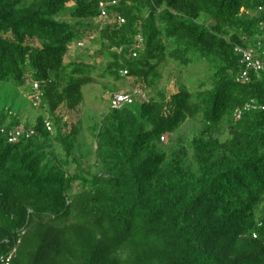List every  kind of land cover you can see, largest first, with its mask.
Listing matches in <instances>:
<instances>
[{"label": "trees", "instance_id": "trees-1", "mask_svg": "<svg viewBox=\"0 0 264 264\" xmlns=\"http://www.w3.org/2000/svg\"><path fill=\"white\" fill-rule=\"evenodd\" d=\"M101 1L116 5L95 24ZM236 49L264 64V0H0V90L29 89L40 112L34 134L9 143L20 119L0 109V255L264 264V71L242 81ZM170 63L181 75L197 67L194 87L180 78L172 94L157 90ZM100 79L113 85L90 128L92 170L62 110L76 111ZM126 80L145 99L111 109ZM189 121L199 136L177 137Z\"/></svg>", "mask_w": 264, "mask_h": 264}, {"label": "rangeland", "instance_id": "rangeland-1", "mask_svg": "<svg viewBox=\"0 0 264 264\" xmlns=\"http://www.w3.org/2000/svg\"><path fill=\"white\" fill-rule=\"evenodd\" d=\"M66 19L71 22L69 18L66 17ZM93 44L94 42L92 43V47L89 45L88 48L89 50L92 48L91 51H93ZM74 50L75 47L73 46L71 52L74 53ZM91 51L88 54H92ZM82 54H84V56L88 55L85 51ZM78 60L85 59H82V57L80 56ZM161 73L162 78L159 82L157 90H165L168 94H172L175 91L174 85L180 78H182V82L184 84H187L189 87H194L193 85L198 81V79H191L194 74L198 73L197 67H192L189 71L185 72L184 75H181L180 70L176 68L175 65L170 63L164 66ZM98 74L99 72L96 73V75ZM115 84L117 86V92L119 93H126L131 91V87L127 84V80L123 83ZM112 85L113 80L100 79L98 85L89 86L83 89L84 101L76 111L67 112L65 110H62L64 121L69 125V130L72 126L77 125V128L79 130V134L77 136V149L79 148L78 150L85 156L84 162L87 165L86 168L91 167L92 170H95L93 166L96 162V159L94 154V141L91 135L90 128L94 124H99L102 115H104L109 109V97L112 93L108 91V89ZM2 107L6 111L8 110V108L10 109V107H12V113H14L16 118L20 119V127L30 126V129H32V127L35 126L37 118L40 115V112L33 106V97L31 96L29 89L24 90L3 86L0 90V109ZM200 131V124L195 123L194 121H189L181 126L176 136H181L184 138V140L192 139L196 136H199ZM216 137L222 141H225L228 138V135L226 132H224L221 135H217ZM161 143L163 145H160V147L165 150V147H168L170 145L171 139L165 137V139L161 141ZM57 151L59 153V150ZM79 190L80 188L75 185L74 193ZM258 214H261L260 210L258 211Z\"/></svg>", "mask_w": 264, "mask_h": 264}, {"label": "built area", "instance_id": "built-area-1", "mask_svg": "<svg viewBox=\"0 0 264 264\" xmlns=\"http://www.w3.org/2000/svg\"><path fill=\"white\" fill-rule=\"evenodd\" d=\"M111 5H115V2H112ZM100 16L99 19L101 21H107V12H106V6L104 3H100ZM117 23L120 25L123 23L122 19H118ZM236 52L239 53L242 57V62L245 65V72L241 76L242 81L248 80V73L249 71H253L255 73L264 71V64L260 61H255L252 57V53L250 51H243L236 49ZM123 77H127V73H122ZM34 88L37 89V84L34 85ZM136 98L145 99V96H143L140 92H133V94L128 93H118L112 96L110 100V108L114 110L121 109L124 106L131 105ZM249 106L245 108V110H248ZM252 109H255L252 107ZM241 116V112L237 111L235 114V117L239 119ZM34 134V131L32 129H24V127H19L14 130H12L9 133V143H16L21 137L26 136L27 138L32 136ZM163 140V139H162ZM12 253L8 256H2L0 255V264H11V258Z\"/></svg>", "mask_w": 264, "mask_h": 264}, {"label": "clouds", "instance_id": "clouds-1", "mask_svg": "<svg viewBox=\"0 0 264 264\" xmlns=\"http://www.w3.org/2000/svg\"><path fill=\"white\" fill-rule=\"evenodd\" d=\"M112 2H115V5H116V1H111V2H103V1H101V2H99V4H98V11H99V15H98V18L95 20V24H97L98 22L99 23H102L103 21H101L100 19H99V16H100V12H101V9H100V3H104L105 4V6H106V12H107V10H108V8H110V7H112V6H114V5H111V3ZM107 17L109 18V14L107 13ZM118 19V18H117ZM98 23V24H99ZM103 24V23H102ZM140 40V39H139ZM87 42V41H86ZM85 42V43H86ZM77 46H80V47H84V45L82 44V43H79V44H77ZM89 48V45L87 46V49ZM33 87H34V85H33ZM35 89V88H34ZM25 128V127H24ZM163 139V138H162ZM161 139V141H163Z\"/></svg>", "mask_w": 264, "mask_h": 264}]
</instances>
